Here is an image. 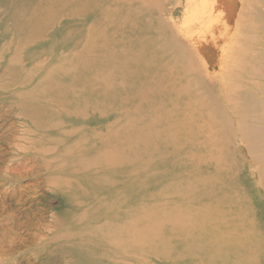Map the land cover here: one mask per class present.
<instances>
[{
  "label": "bare ground",
  "instance_id": "1",
  "mask_svg": "<svg viewBox=\"0 0 264 264\" xmlns=\"http://www.w3.org/2000/svg\"><path fill=\"white\" fill-rule=\"evenodd\" d=\"M75 1L0 8L1 248L28 220L37 264H260L264 0Z\"/></svg>",
  "mask_w": 264,
  "mask_h": 264
},
{
  "label": "rangeland",
  "instance_id": "2",
  "mask_svg": "<svg viewBox=\"0 0 264 264\" xmlns=\"http://www.w3.org/2000/svg\"><path fill=\"white\" fill-rule=\"evenodd\" d=\"M90 0H76L75 2V11H76V15L79 17H85L87 18V15L89 13V10H90V3H89ZM22 5H25L24 2L21 3ZM7 6H11V0H2L0 1V8H4V7H7ZM89 25V24H88ZM22 40V39H21ZM24 40V39H23ZM4 134V133H3ZM125 135V133H124ZM2 145V146H1ZM229 146V149H231L233 151V154H236L234 151H235V147H234V144L232 143H229L227 142V144ZM158 147V150L157 151H154V150H151L152 152H155L153 153L156 157H153L152 155H147L146 159H143L141 160V163L140 165L141 166H145L147 164H149L148 162H151L149 160H158L161 162V164H154L153 165V168H155L156 165H160L158 168H155L153 169L152 171V175H157L159 176L161 179H166V178H172L173 176H169V172H168V168H169V145H157ZM6 148V149H5ZM9 150V151H8ZM0 169L2 168L1 166L4 165V162H6L8 159H9V154L11 153L10 152V149L7 147V145H3L2 143H0ZM6 157H8L6 159ZM171 159V158H170ZM236 163H238V160L235 161ZM230 163V162H228ZM227 165V163H225ZM33 175V173H31ZM29 174L27 176H21L20 179H19V184L21 186V190L24 189V188H28L30 187L32 184H33V177L32 175ZM235 177H236V183H243V180L244 181H247V182H250V177L248 176V174L246 173V171H239V173L235 174ZM1 179H0V191H2L1 193H4V191L2 190L3 189V183H1ZM26 185V186H25ZM24 186V187H23ZM28 186V187H27ZM19 189V186H17ZM165 187L166 185H164L163 187H160L159 189H154L152 191H149V192H162L165 190ZM251 188V187H250ZM30 190V189H28ZM259 192H262L263 190H260V189H257ZM40 192V191H39ZM40 193H43L42 191ZM249 193V192H248ZM36 195L34 194H31L29 193V195L27 194V198L28 197H35ZM1 197L2 195H0V201H1ZM25 197V198H26ZM24 198V199H25ZM26 198V199H27ZM249 200H250V203H251V207L248 208L249 209V212L252 211L254 212L255 211V214L258 216L257 218L255 217V220H254V223L257 224V227L258 229H260L261 227L264 228V226H261L259 227V224H263L264 223V203H262L261 201H258L256 199H253V197L251 195H249L247 197ZM23 204V203H22ZM45 205V203H43ZM60 204L59 203H54L52 206L49 207V205H45L47 206L48 210L51 211L52 213L53 212H61L62 207L59 206ZM18 207V208H17ZM21 207V208H20ZM26 207L25 205L21 206L20 205H16L14 207V211L15 213H17V216L19 215V218H24V216L22 215V209ZM29 207V206H28ZM54 207V208H53ZM9 209V208H8ZM16 211H19V212H16ZM2 212V213H1ZM0 212V229H4L6 228L5 226L11 224V221H8L7 225H6V222H5V219H3V215H4V211H1ZM4 212V213H3ZM9 212V211H8ZM19 213V214H18ZM3 214V215H2ZM2 215V216H1ZM21 215V216H20ZM47 216V215H46ZM3 217V218H2ZM3 219V220H2ZM25 222H23V225L19 228H17L16 230V233L18 234H15L16 237L20 238V236L22 237L23 239V242L22 244L20 245H15L13 246V248H11L9 246V244L7 243V240H3L2 241V248L0 246V251L3 253L0 252V264H37L35 263L34 260H32V256L29 255L30 253H26V250L27 248L29 247V245L26 243V242H29L28 239H30L31 237V234L32 232L30 231V228H29V224L32 223L31 221L29 222L28 220H23ZM4 222V224H3ZM29 223V224H28ZM2 224V225H1ZM10 226V225H9ZM4 227V228H3ZM29 229V230H28ZM23 231V232H21ZM27 233V234H26ZM3 236V235H2ZM29 237V238H28ZM28 238V239H27ZM8 245V246H7ZM6 246V247H4ZM26 246V248H25ZM8 247V248H7ZM5 250H4V249ZM2 249V250H1ZM10 249V251H9ZM12 249V250H11ZM7 250V251H6ZM6 251V252H5ZM13 252V253H12ZM18 252V254H17ZM7 253V254H6ZM15 253V254H14ZM20 253H23V254H20ZM9 254V256H8ZM12 254H13V257H12ZM3 257V258H2ZM9 258V259H7ZM17 258V259H16ZM11 259V260H10ZM4 260V261H3ZM9 260V261H7ZM13 260H16L15 262ZM13 261V263H12ZM51 262V261H50ZM52 264L54 263V261L51 262ZM260 264H264V261H262Z\"/></svg>",
  "mask_w": 264,
  "mask_h": 264
}]
</instances>
